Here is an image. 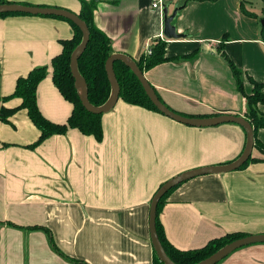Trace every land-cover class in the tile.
Masks as SVG:
<instances>
[{"label": "crops", "instance_id": "1", "mask_svg": "<svg viewBox=\"0 0 264 264\" xmlns=\"http://www.w3.org/2000/svg\"><path fill=\"white\" fill-rule=\"evenodd\" d=\"M5 1L76 14L92 2L93 23L110 39L112 53L134 61L152 40H164L166 59L143 74L164 103L183 114L244 116L243 94L220 45L241 71L245 93L253 88L248 76L264 81L260 11L249 0H161L169 11L184 5L173 23L186 36L177 39L163 35L162 13L151 0ZM72 36L61 17L0 16V97L13 92L19 77L47 66L38 108L64 123L73 106L54 85L49 65L60 41ZM20 102L0 101L15 108L0 118V264H156L148 229L156 190L183 171L236 159L245 144L244 129L234 123L189 126L118 98L102 113L100 140L68 128L31 146L40 132ZM258 108L264 112V105ZM256 139L264 145V128ZM251 155L260 160L191 178L166 196L157 215L170 244L186 250L226 233H264V153L253 147ZM216 264H264V243L238 248Z\"/></svg>", "mask_w": 264, "mask_h": 264}, {"label": "trees", "instance_id": "2", "mask_svg": "<svg viewBox=\"0 0 264 264\" xmlns=\"http://www.w3.org/2000/svg\"><path fill=\"white\" fill-rule=\"evenodd\" d=\"M260 1L262 6L260 9L259 20L264 19V0ZM4 2L6 1L0 0V3ZM242 8L243 10H245L246 13L250 14L251 16H258L254 12L246 10L244 6H242ZM93 10L94 4L92 2H83L81 10L78 13V16L88 26L89 38L84 51L77 59V68L80 75L86 81L88 101L93 106H100L106 102L111 92V86L105 70V61L112 53V50L110 45V39L102 31L96 28L93 23ZM7 14L27 13H0V16H4ZM66 20L70 23L73 29V36L70 39L60 41L61 51L51 58L49 65L51 79L54 85L56 86L62 97L68 102H70L73 106L72 111L67 117L66 121L64 123L53 122L47 119L38 108L37 87L39 83L48 75L47 66L33 68L29 71L26 76L19 77L16 81L13 92L8 96L0 97V101H5L11 97H17L20 99V107L26 109L29 119L38 128L40 132L38 139L34 143H32L31 146L39 144L42 140L51 135L63 134L68 128H76L85 135L94 136L97 140H100L102 137V114L91 113L83 107L74 84V79L70 71V55L74 48L80 43L82 39V32L75 23H73L69 19ZM260 37L261 40L264 42V25L261 24ZM165 43L166 42L164 40L159 38L154 39L150 42V52H143L135 61L138 68L142 72L163 62L166 59ZM219 49L220 54L227 61L232 70V73L236 80L237 89L240 90L243 94L246 104V109L243 113V117L248 120V122L252 125L254 134V148L264 153V145L259 143V141L256 139V131L259 128H264V112L260 111V109L258 108L259 104L264 105V81L258 82L248 76V79L252 83L253 88L251 93H245L242 90L241 71L232 63L228 56L223 52L222 45L219 46ZM113 70L120 88L119 98L122 101L128 104L144 107L159 112L147 97L136 75L131 71V69L127 65H125V63L118 59L114 60ZM160 100L164 102L161 98ZM168 107L172 109L170 106ZM14 110L15 108L9 109L0 106V118L6 120V118L10 114H12ZM174 111L180 113L176 110ZM180 114L185 116H192L183 113ZM218 114L220 113L202 116H214ZM256 160L260 159L251 155L240 168L245 167L250 161ZM176 187L171 188L160 199L157 207V213L161 205L165 201L166 196ZM156 228L164 250L166 251L169 258L176 264H194L210 256L225 244L238 238L249 235L243 232L226 233L223 236L210 239L202 247L180 250L166 240L158 220V215L156 216ZM51 245L54 250L60 253V250L56 247L52 239ZM69 259L80 263L77 259L71 257H69ZM155 260L156 264H163L157 257L155 258Z\"/></svg>", "mask_w": 264, "mask_h": 264}, {"label": "water", "instance_id": "3", "mask_svg": "<svg viewBox=\"0 0 264 264\" xmlns=\"http://www.w3.org/2000/svg\"><path fill=\"white\" fill-rule=\"evenodd\" d=\"M184 5L174 6L171 11H169L168 5H161L162 13V23H163V35L166 38H182L185 37V33H178L176 31V26L173 23L178 12L182 9ZM0 13H27V14H38V15H55L66 19H69L75 23L82 32V39L80 43L74 48L70 55V71L74 79V84L77 89L81 104L83 107L94 114H102L109 111L116 103L119 98V84L116 79L113 62L118 59L121 60L125 65H127L131 71L136 75L139 80L144 92L151 101V103L156 107V109L163 115L185 125L194 127H208L215 126L222 123H234L240 125L245 131V144L241 154L234 160L222 163L218 165L202 166L193 169L183 171L176 174L166 180L160 185L151 198L149 206V217H148V229L150 241L155 252L156 257L163 264H176L172 261L164 250L162 243L160 241L157 228H156V216L157 207L160 199L173 187L179 184L206 174H222L230 171L239 169L251 156L254 147V134L252 125L241 115H236L232 113H221L214 116H185L180 113L175 112L170 109L164 102L158 97L154 87L145 78L143 72L138 68L136 62L129 56L122 53H111L105 61V70L111 86V92L109 98L100 106H93L90 104L87 98V84L84 78L80 75L77 68V59L84 51L89 38V30L86 23L78 16V14L71 12L66 9L55 8V7H40L32 6L18 3H0ZM260 24L264 25V19L260 20ZM264 243V233L260 234H250L236 240H233L217 251H215L210 256L196 262L194 264H216L224 259L234 250L241 248L243 246Z\"/></svg>", "mask_w": 264, "mask_h": 264}, {"label": "built area", "instance_id": "4", "mask_svg": "<svg viewBox=\"0 0 264 264\" xmlns=\"http://www.w3.org/2000/svg\"><path fill=\"white\" fill-rule=\"evenodd\" d=\"M161 5H162L161 0H151V7L152 8L161 10ZM149 52H150V44L147 45V47L145 49V53H149Z\"/></svg>", "mask_w": 264, "mask_h": 264}, {"label": "rangeland", "instance_id": "5", "mask_svg": "<svg viewBox=\"0 0 264 264\" xmlns=\"http://www.w3.org/2000/svg\"><path fill=\"white\" fill-rule=\"evenodd\" d=\"M249 1L250 4L248 3L247 5L252 7L253 10L259 13L262 6L261 1L260 0H249Z\"/></svg>", "mask_w": 264, "mask_h": 264}]
</instances>
